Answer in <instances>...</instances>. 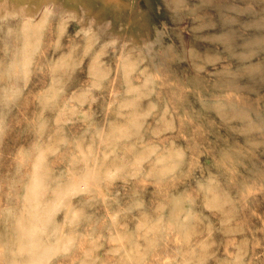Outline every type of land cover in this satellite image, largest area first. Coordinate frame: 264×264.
Masks as SVG:
<instances>
[{"label": "clouds", "instance_id": "clouds-1", "mask_svg": "<svg viewBox=\"0 0 264 264\" xmlns=\"http://www.w3.org/2000/svg\"><path fill=\"white\" fill-rule=\"evenodd\" d=\"M0 0V264H264V0Z\"/></svg>", "mask_w": 264, "mask_h": 264}, {"label": "rangeland", "instance_id": "rangeland-1", "mask_svg": "<svg viewBox=\"0 0 264 264\" xmlns=\"http://www.w3.org/2000/svg\"><path fill=\"white\" fill-rule=\"evenodd\" d=\"M70 2L79 6L82 14L86 17L90 13L95 16L106 15L105 6L113 2V0H70ZM116 2L129 8L138 7L145 14L146 19L153 18L154 0H116Z\"/></svg>", "mask_w": 264, "mask_h": 264}]
</instances>
